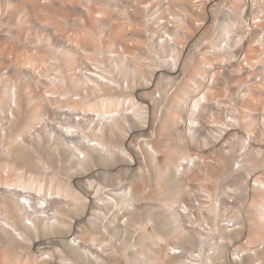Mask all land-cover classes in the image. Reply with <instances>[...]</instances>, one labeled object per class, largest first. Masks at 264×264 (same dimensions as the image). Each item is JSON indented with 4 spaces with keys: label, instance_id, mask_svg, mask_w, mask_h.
<instances>
[{
    "label": "bare ground",
    "instance_id": "6f19581e",
    "mask_svg": "<svg viewBox=\"0 0 264 264\" xmlns=\"http://www.w3.org/2000/svg\"><path fill=\"white\" fill-rule=\"evenodd\" d=\"M17 1L6 5L12 13L8 15L7 23H0V38H2L0 39V60L2 59L0 63L2 64L9 57L3 52L8 50L7 54L11 56L9 49L16 51L17 55L14 56L13 52L12 54L13 58L16 57L14 62L18 67L33 68L47 62L55 63L56 56L46 55L47 49L46 53L41 55L36 54L34 48L38 49V47L33 45L36 53H33L31 49L17 51L18 45L15 47L16 40L20 41V35L22 37L25 35L23 40H27L26 42L36 41V39L39 42L48 40L47 44L45 43L48 46L46 48L50 49L49 46H51V50L54 49L59 56L61 54L66 61V75L62 70L60 71V98L67 97L73 100V96L81 93L79 101H71V107L85 109L103 121H98L94 128H88L89 133L83 128L85 132L83 134L80 128L76 130L71 128L74 130L71 134L65 130L69 128H60L58 132L59 144L69 153L71 168L83 173L84 177L74 176L71 181L59 180L52 176L46 180L48 178L42 177L47 181L46 183H44L45 180L44 182L35 181L33 178L36 174L33 176L32 173L30 175L33 177L30 181L29 176H27L28 179L26 178L27 181L25 180L23 173L6 177V170L11 167L6 158L11 157L13 153L8 150L2 155L5 159L2 158L3 160L0 161V231L26 244L29 252L20 254L0 249V264H219L224 261L223 258L229 259L232 264H246L233 260L236 255L241 257L240 253L246 252V249L250 250L251 254L260 252V256L263 257L264 189L247 184L245 177L248 176L245 174H243L244 178L240 175L242 177L240 185L231 188L240 195L243 190L250 191L245 198L244 208L248 209L251 216L245 221V226L258 225L259 228L249 234V239L246 236L245 240L237 237L243 240L239 243L240 241L231 235L232 230H227L226 224L221 227L217 222L218 207L220 210L229 209L226 205L231 201L235 202V198L232 199V197L236 195L232 191L229 193L230 189L227 190L229 192L226 194L230 195L220 200L218 206L219 201L214 202L215 195L212 193L214 184L217 183L214 181L220 182L221 176L231 178L229 173L232 172L233 175L235 164L223 156L214 164L209 163L211 169L217 172L212 168L217 166L223 171V175L218 177L216 173L212 174L208 164L203 167L204 174H195L202 167L201 160L204 163L206 160L209 162L210 152L204 147L206 138L201 134L203 128H188V121L193 122L195 119L190 113L192 102L187 100L191 87L188 81L175 84L178 91L172 90L169 94L164 85L170 83L144 84L141 82L146 77L143 57L141 53L129 47L126 51L127 56L131 58L129 62L125 61L122 54L112 57L109 53L106 56V64L110 68H117L116 73L114 69V74L109 73L112 77L107 78L106 82L94 80L93 76L97 75L92 72L84 78L77 74L76 67L80 64L81 58L87 60L89 55H93L88 53L89 48L96 51L94 55H97L108 48V52H111V48L129 41H133L138 46L144 45L139 36L130 38L127 34L123 13L118 10V15L114 17L113 13L116 9L110 6V0ZM180 1L188 3V0ZM60 13H65L63 15L68 18L63 17L62 20ZM60 18L64 25L60 24ZM65 19L67 22H64ZM54 21L57 22L52 23ZM2 24L7 25V30L1 28ZM62 26L66 29H64L65 33ZM2 40H7L11 44L15 42V44L11 45L5 41L3 44ZM6 43L10 47H7ZM22 43L20 41L21 45ZM200 72L199 66H190L188 69V73L194 76H198ZM65 84H70L71 89L63 90L62 86L65 87ZM18 86L20 100L24 98L26 107L32 110L30 114H27L24 129L19 133L29 138L32 130L30 127L38 117V98L33 96L28 81H21ZM9 87V83L2 84L0 108ZM256 102L260 103L258 110L264 111V84H252L249 87L248 100L244 105L246 113L241 118V128H239L242 145H244L243 135L246 133L250 135V132L255 130L252 127L256 123V115L259 114L253 113ZM20 110H22L21 106ZM131 120L136 124V128H133ZM109 136L113 139L108 138ZM84 138L93 144L90 149L84 144ZM72 142L75 147L66 148ZM176 142L187 143L191 149L188 146L189 149L186 148L184 153L175 158V148L172 144ZM189 142L192 146L188 144ZM28 145L27 148L31 146V143ZM258 152H263V149L258 148ZM79 153L83 154L85 159H81ZM94 154H99L111 166L99 167ZM250 155V151L246 150L248 159L243 162L240 159L236 161L237 165L240 164V167L246 169V173L249 169L244 165H247ZM191 158L199 160L195 161L192 167L189 164ZM256 158L260 160V157ZM254 161L256 162L255 159ZM251 167L250 169H253L254 165L253 168ZM242 168L241 170H245ZM260 170L264 171V166ZM113 171L116 172L119 180L123 181L122 187L109 188L104 183L107 180H103L102 177L111 176L110 173ZM135 173L139 177H135ZM256 173H253L254 177H250L251 180L264 185V180L261 179L263 173L260 172L259 176ZM39 176H36L38 180L41 178ZM171 177L179 180L174 187L168 185ZM223 178L222 180H227ZM150 180L153 181L150 182ZM230 181L235 183L234 179ZM41 183H44L46 188L42 187ZM22 190L31 193L38 190L37 194L41 195L42 200H37L40 195L35 194L39 197L30 198L22 194ZM218 193H220L219 190ZM221 193L224 194V192ZM221 193L217 196H222ZM23 197H27L31 202L30 207L33 209L31 216L27 217L22 206ZM65 203L68 205H64ZM71 205L76 206L73 210H76L77 206L79 210L85 209V215H82V210L83 217L80 215L81 218L78 217L76 220L69 218V215L61 209ZM107 209H110L109 214L111 210L115 211L112 217L106 212ZM232 209V212L243 213V206H238L237 203L232 206ZM103 217L110 219L108 222L115 220L118 222L117 233L120 235L118 237L120 241L118 242V239L114 241L113 250H109V243L98 238L94 230ZM28 218L31 219V224L28 223ZM237 218L239 217L233 216V219ZM242 227L239 225L237 228ZM54 229L66 232L57 234L56 237L61 238V242H64V239L74 238V242L72 240L71 242L78 245H76L77 249L73 248L71 256L79 257L78 260L73 261L68 258V255L59 257L60 252L64 254V249L57 246V240L47 236L48 232ZM162 230L169 232H166V236H162L160 233ZM29 232L35 236L32 237ZM254 238L258 240V243L254 242ZM133 239L136 240L135 244L138 242L137 246L133 243ZM249 240L252 241L249 242ZM224 243L229 246H224ZM138 246L140 248L137 249ZM262 257H250L248 262L262 264Z\"/></svg>",
    "mask_w": 264,
    "mask_h": 264
},
{
    "label": "built area",
    "instance_id": "2783aa9c",
    "mask_svg": "<svg viewBox=\"0 0 264 264\" xmlns=\"http://www.w3.org/2000/svg\"><path fill=\"white\" fill-rule=\"evenodd\" d=\"M15 2L18 1L0 0V23H7L6 19L12 11L6 5ZM110 5L116 9L114 17L118 15V10L123 13L130 38L139 36L144 45L138 46L129 41L111 48V52L108 48L97 55L89 48L88 53L93 55L80 61L76 67L77 74L84 78L92 72L97 75L93 76L94 80L106 82L112 77L110 74H114L113 69L117 72L116 67L110 68L106 64V56L109 53L112 57L122 54L129 62L131 58L126 51L128 47L135 49L141 53L146 69V77L139 83H170L167 84L168 89L172 87L174 91L177 89L175 84L182 81L191 85L187 100L192 102L190 113L195 119L188 121V128H203L201 134L207 144L204 147L210 152L209 162L201 160L202 166L214 164L218 155L237 166L236 161L246 157V150L261 157L264 162V111L258 110L260 103H254L253 113L259 114L252 127L255 130L250 135H243L244 145L239 135L249 87L264 84V0H188V3L180 0H110ZM1 28L7 30L8 27L2 24ZM2 64L0 89L3 83H9L10 87L0 108V161L5 159L2 156L5 151L13 146L27 148L31 139L32 143L41 141V137L60 143V128H69L65 130L70 134L74 131L71 128H83L89 133L88 128H94L98 121H103L85 109L71 107V101H79L81 93L73 96V100L60 98V66L54 62L33 68L18 67L11 55ZM190 66H199L200 74L194 76L188 73ZM19 81H28L33 96L38 98V117L30 127L29 138L18 132V128L24 127L27 114L32 111L20 100ZM20 106L22 110L19 111ZM84 130L81 134L85 133ZM84 141L89 149L93 146L90 140L84 138ZM72 147H75L73 142L66 146ZM258 148L263 152H258ZM79 157L85 159L80 153ZM6 159L9 163L14 162L7 168L6 177L23 173L25 180L27 176L32 178L14 161L19 159ZM195 161H199L198 158L190 159V167ZM250 177L245 179L247 184L264 189L263 184L252 181ZM261 179L264 180V176ZM22 194L37 197L26 190H22ZM39 200H42L41 196ZM21 201L27 217L31 216L30 200L23 197ZM30 221L28 218V223ZM240 255L233 260L246 264L251 262L245 257L256 256L247 249ZM227 261L232 264L229 259Z\"/></svg>",
    "mask_w": 264,
    "mask_h": 264
},
{
    "label": "rangeland",
    "instance_id": "374dc122",
    "mask_svg": "<svg viewBox=\"0 0 264 264\" xmlns=\"http://www.w3.org/2000/svg\"><path fill=\"white\" fill-rule=\"evenodd\" d=\"M100 2V1H99ZM102 3V2H101ZM107 3V2H106ZM111 6V5H110ZM29 9H30V7H28ZM27 8V9H28ZM31 12L33 11V10H30ZM70 11H72V10H70ZM75 12H78V11H75ZM74 12V13H75ZM34 13V12H33ZM71 13H73V11L71 12ZM119 13V12H118ZM61 14V18H62V20L64 19L63 17H67V16H64L63 14H65V13H60ZM70 14V13H69ZM76 14V13H75ZM113 14H115V13H113ZM76 15H78V13L76 14ZM76 15H75V17H76ZM61 18H60V24L63 22L62 20H61ZM68 18V17H67ZM58 21V20H57ZM57 21H54V22H52V23H55V22H57ZM64 22H67V19H65V21ZM63 25H64V23H62ZM66 26H68V25H66ZM62 29H63V26H62ZM62 29H60V31L62 32ZM65 29V28H64ZM64 29H63V31H64ZM66 30V29H65ZM69 31V30H68ZM67 31V32H68ZM61 32H60V34H61ZM63 33V32H62ZM64 33H65V31H64ZM24 35V34H23ZM21 37H22V35H20ZM25 36V35H24ZM24 36L21 38L20 37V41L21 42H23L22 43V45H23V47H22V45L20 44V41H19V44H17V40H16V45H15V47L18 45V49H17V51H24V50H26L27 51V49H31L32 50V52L33 53H36V54H45L46 53V49H47V53H46V55H48V56H56V60H55V64L57 65V66H60V71L62 70V72L64 73V75H66V69H65V67H66V61H65V59H64V57L60 54V56L56 53V51L53 49V50H51V46H49L50 47V49L49 48H46V47H48L47 45H45V43L47 44V42H48V40H47V42H45V41H37V39H36V41H31V40H28V42H26L27 40H23V38H24ZM51 37V36H50ZM48 38H49V36H48ZM0 39H2V38H0ZM32 39V38H31ZM34 39V38H33ZM32 39V40H33ZM47 39V38H46ZM23 40V41H22ZM35 40V39H34ZM4 41L5 42H8L7 40H2V43L3 44H5L4 43ZM25 41V42H24ZM0 43H1V41H0ZM9 43V42H8ZM6 43L7 44V47H10V45L9 44H11V43ZM31 43H33V44H31ZM42 43V44H41ZM14 44H15V42H14ZM14 44H11V45H14ZM9 45V46H8ZM19 45H21V46H19ZM29 45V46H28ZM34 47H38V49L37 48H34ZM37 45V46H36ZM45 45V46H44ZM26 46V47H25ZM44 46V47H43ZM12 47V46H11ZM36 50V52H35V50ZM45 48V49H44ZM20 49V50H19ZM15 50V49H14ZM39 50V51H38ZM90 50V49H89ZM9 51H11L10 53H11V55L13 56V54H14V56L15 55H17V54H15V52L14 51H12L11 49H9ZM29 51V50H28ZM6 52V53H5ZM5 52H3L4 54H6V55H9L10 56V54H7V52H8V50L7 51H5ZM12 52H13V54H12ZM31 52V51H30ZM40 52V53H39ZM42 52H44V53H42ZM9 53V52H8ZM28 53V52H27ZM3 54V55H4ZM4 58H6L5 56H3ZM8 57V56H7ZM14 59H16V57H14ZM59 59V60H58ZM3 60H5V59H3ZM58 60V61H57ZM83 59L81 58V61H82ZM0 61H2V59L0 60ZM84 61V60H83ZM5 62V61H4ZM4 65V64H3ZM64 69V70H63ZM70 84H65V87L64 86H62V89L63 90H65L66 88L67 89H71L70 88ZM165 87H166V90H167V93L169 94L170 93V91H172V87L170 88V89H168L169 88V86L168 85H164ZM169 102V101H168ZM167 102V103H168ZM22 103H23V105L24 106H26L25 105V101H24V98L22 99ZM166 103V104H167ZM162 112H163V110H162ZM131 122L133 123V128H136V124L133 122V120H131ZM19 130H18V132L20 131V130H23L24 128H18ZM108 138H110V139H113V137L112 136H109ZM188 144H190L191 145V142H189ZM189 146V145H188ZM188 146H187V143H184V142H180V143H178V142H176V143H173L172 144V147H174L175 148V153H174V157L176 158V157H178V156H180L181 155V153L183 152L184 153V151H185V149L186 148H188ZM192 146V145H191ZM16 149L15 151H13L12 149ZM189 148H190V146H189ZM188 148V149H189ZM21 149V150H20ZM191 149V148H190ZM10 150V152H12L13 154H12V158L14 157V158H17V159H19V160H21V161H19V160H14V161H16L17 163H18V165H20V167H22L23 169H24V171L25 172H28V174H33V176H34V174H36L35 175V177L36 176H39V177H43V178H48V177H50V178H56V179H59V180H63V181H71L72 179H73V177L74 176H82L83 175V173H81V172H78V171H74L72 168H71V160L68 158V156H69V153H68V151H67V149H65V148H63L62 147V145L61 144H59V142H55V141H49V140H45V139H42V137H41V141H39V140H37V141H35V142H31V146L29 147V148H21V147H17V146H13L12 148H10L9 149ZM183 150V151H182ZM177 154V155H176ZM94 156V158H95V160H96V162H97V164H98V166L99 167H109V166H111L110 164H108L107 162H106V160H103L102 159V157L99 155V154H94L93 155ZM218 157L219 158H223V156H221V155H218ZM250 157L251 158H249V160H248V163H247V165H244V167H246V168H248L249 170L247 171V173H246V169L245 168H242V167H240V164L239 165H237L236 167H235V170H234V172H233V175H232V172H230L229 173V175H231L232 177L231 178H229L228 179V177H226V176H223V177H225V179H227V180H222V179H224L221 175H223V171H221L217 166H213L212 168H214L217 172H215L213 169H211V167L209 166V164H208V167H209V171L210 172H212V174L213 173H216V175H218V177L219 176H221V178H220V182H218V181H214L216 184H214L213 186H214V189H213V192L212 193H214V195L215 196H213V198H214V202L216 201V202H218L217 204H218V206H219V204H220V200H224L226 197H228V196H226V195H230V194H226L227 192H229V193H232V192H234V195H236V196H233L232 197V199L233 198H235V202H230V203H228L226 206H227V208H229V209H227V210H225V209H222V210H220V208L218 207V213H219V216H218V223H220V225H221V227H222V225H224V224H226L227 225V230H232L230 233H231V235H233V237L235 238V239H237V240H239L240 242L239 243H242L243 242V240H245L246 238H248L249 239V237H250V233H253V231H256V229L258 230L259 228H258V225H256V226H253V227H249V225H247V226H245V221L246 220H248V219H250V216H251V214H250V212L248 211V209L247 208H244V205H246V201H245V198L246 197H248V195H249V193H250V191H247V190H243V193L240 195V194H238V193H236V191H232V189L231 188H234V186L235 187H237V186H239L240 185V179L243 177H245V175H247V176H253L254 174H255V172H257L256 174L259 176L260 175V172L261 173H263L264 174V171L263 170H260L263 166L262 165H264V164H261V163H264V162H262V161H260L259 159H257L256 157L257 156H255V155H250ZM225 158V157H224ZM261 158V157H260ZM120 159V158H119ZM248 159V157L246 158L245 156H243V158H242V161L241 162H243V161H246ZM254 159L256 160V162L254 161ZM121 161H123V159H120ZM227 160V159H226ZM252 160V161H251ZM7 161V160H6ZM253 161H254V163H253ZM257 161H259L260 162V164H259V162L257 163ZM250 162V163H249ZM8 163H9V161H8ZM14 164V162H10L9 164L12 166V164ZM251 163H253L252 165H251ZM255 163H257L256 165H255ZM232 166H233V164L232 163H230ZM229 164V166H231ZM250 165V166H249ZM253 165H254V168H253ZM231 166V167H232ZM239 166V167H238ZM252 166V167H251ZM90 167L92 168L93 167V165L91 164L90 165ZM204 166H202L201 167V169H200V171L198 172H196L195 174L196 175H201V173H205V168H203ZM238 167V168H237ZM250 167L251 168H253V169H250ZM257 167V168H256ZM260 167V168H259ZM241 168L242 169H245V170H241ZM256 168V169H255ZM232 169H233V167H232ZM239 169H240V171H239ZM254 172H253V171ZM235 171H236V173H235ZM244 171H245V173H244ZM250 171V172H249ZM258 171H260V172H258ZM251 172H252V174H251ZM116 172L115 171H113V172H111L110 174H111V176H109V177H107V176H103L102 177V179L103 180H107V181H104V183L105 184H107L108 185V187L109 188H111V187H122L123 186V181H120L119 180V178H118V176L115 174ZM235 173V174H234ZM254 173V174H253ZM31 174V175H32ZM194 174V175H195ZM243 174H245L244 176H243ZM249 174H251V175H249ZM263 174H261L262 176H264ZM42 175V176H41ZM240 175H242V177L240 176ZM33 176H31V177H33ZM52 176V177H51ZM54 176H57V177H54ZM238 176V177H237ZM35 177L33 178L35 181H40V182H44V180L45 179H41V178H39L40 180H38V177H36L37 178V180L35 179ZM82 177H84V176H82ZM135 177H139V175L138 174H136L135 173ZM254 177V176H253ZM50 178H48V179H46V180H49ZM247 177H245V179H246ZM28 179V178H27ZM231 179H234L235 181V183H231L232 181H230ZM29 181H30V178L28 179ZM45 180V182L44 183H46L47 181ZM118 180V181H117ZM242 180V179H241ZM27 181V180H26ZM153 180H150V182H152ZM229 181H230V183H229ZM44 183H41V184H43V185H41L42 187H45L46 188V186H45V184ZM179 183V180H178V178H175V177H171L170 178V182L168 183V185L170 186V187H174L175 185H177ZM231 184V185H230ZM233 184H235V185H233ZM213 186H212V188H213ZM221 186V187H220ZM220 189H219V188ZM224 189H223V188ZM225 188H227L226 190H225ZM222 189V190H221ZM230 189V190H229ZM218 190L220 191V193L221 192H224V194H222V196L221 195H219V197L217 196L218 194H220V193H218ZM224 190V191H223ZM227 190H229V191H227ZM35 191V190H34ZM232 191V192H231ZM33 194H37L38 193V190H36L35 192H32ZM216 193V194H215ZM252 193V192H251ZM245 194H247V195H245ZM253 194V193H252ZM37 195H40V194H37ZM240 195V196H239ZM36 196V195H35ZM41 196V195H40ZM216 196H217V199H216ZM39 197V196H38ZM38 197H36V198H38ZM40 198V197H39ZM39 198L37 199V200H39ZM220 198V199H219ZM222 198V199H221ZM238 204V206H243V213L242 214H238L237 212L235 213V211L234 212H232V206L234 205V204ZM42 204H44V202H42ZM216 204V205H217ZM64 205H68V203H65ZM72 207V208H71ZM74 207H76V206H65V207H63L62 209H61V211L63 212H66L65 214H68V215H66V216H68L69 218H73L74 220H76L78 217H80V215H81V212H82V210H83V214L82 215H85V212H84V210L85 209H80L79 210V207L77 206V208H76V210H73V209H75ZM81 207V206H80ZM73 210V211H72ZM109 211H110V209H107V213H108V215L109 216H113V214L115 213V211H113V210H111V212H110V214H109ZM81 215V217H83ZM234 215H236V217L238 216L239 218H237V219H233V216ZM77 216V217H76ZM102 216H104V215H102ZM106 216V215H105ZM108 216V218H110ZM111 216V217H112ZM80 217V218H81ZM107 218L106 217H103V218H101L100 219V221H99V223H97L98 225H97V227L94 229L95 230V232H96V234L99 236L98 238H101V239H104L105 241H106V243L108 244L109 243V245H108V247H109V250L110 249H112L113 250V247L115 246V242L117 241V239H118V237L120 236L119 235V233H117L118 232V229H117V225H118V222H117V220H115V221H110V222H108L109 220L107 219V221H105ZM239 225L241 226H243L242 228H237V227H239ZM206 226H207V224H206ZM232 226V227H231ZM236 226V227H235ZM229 227V228H228ZM234 227V228H233ZM29 231V230H28ZM166 230H162L160 233H161V235L162 236H166L167 235V233L169 232H167ZM247 232V233H246ZM30 233V235L32 236V237H34L35 235H33V234H31V232H29ZM66 232L65 231H61V230H59V229H54V230H50L49 232H48V234H47V236L48 237H51V238H53L54 240H57V246L60 248H63L64 249V254H61V252H60V256L59 255H57V256H59V257H66L65 255H68V258H70V259H72L73 261H76V260H78L79 259V257H77V256H71V252L73 251V248H76L77 246L76 245H78L77 243L76 244H74V243H72V242H74L73 240H74V238H70V240L69 239H67V240H65L64 239V242L62 241L61 242V238H57L56 236H57V234H65ZM229 233V232H228ZM134 234H136L137 235V233H135L134 232ZM245 236H246V238H245ZM237 237H241L243 240H240L239 238H237ZM59 240H60V242H59ZM71 240H72V242H71ZM254 242H257L258 243V240H256L255 238H254ZM115 241V242H114ZM120 241V239H118V242ZM133 243L135 244V242H136V240H134L133 239ZM221 241V240H220ZM252 240H249V242H251ZM70 242V243H69ZM253 242V243H254ZM61 243V244H60ZM138 243V242H137ZM137 243L135 244V246H137ZM72 244V245H71ZM133 244V245H134ZM118 245V244H117ZM224 246H229V244H227V243H224ZM138 248H140L139 246L137 247V249ZM0 249H7V250H9V251H11V252H14V253H20V254H26V253H28L29 252V249L27 248V245L26 244H23V243H21L19 240L17 241V240H15L10 234H8V233H5V232H1L0 231ZM77 249V248H76ZM83 254V253H82ZM75 257V258H74ZM250 257H256V258H259V257H262V256H260V252H258L257 254H256V256H252V255H250V256H248V257H245V258H247V261H249V259H251ZM76 259V260H75ZM223 260L224 261H222L221 263H219V264H228V262H227V260L226 259H224L223 258ZM80 263L82 262V260L81 261H79ZM262 264H264V256L262 257ZM87 263V262H86Z\"/></svg>",
    "mask_w": 264,
    "mask_h": 264
}]
</instances>
